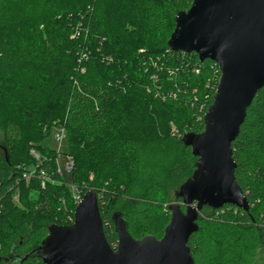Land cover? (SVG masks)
<instances>
[{
	"label": "trees",
	"instance_id": "1",
	"mask_svg": "<svg viewBox=\"0 0 264 264\" xmlns=\"http://www.w3.org/2000/svg\"><path fill=\"white\" fill-rule=\"evenodd\" d=\"M192 3L0 0V264H44L32 251L49 224L73 222L77 198L90 189L112 247L115 212L133 238H162L170 188L149 179L133 194L142 157L153 147L180 144L171 175L178 188L192 176L198 158L182 138L204 131L221 76L215 62L168 48L177 13ZM60 126L66 152L45 144ZM232 152L250 207L203 208L188 242L195 264H256L264 245V87ZM60 156L74 162L68 181L59 173Z\"/></svg>",
	"mask_w": 264,
	"mask_h": 264
},
{
	"label": "water",
	"instance_id": "2",
	"mask_svg": "<svg viewBox=\"0 0 264 264\" xmlns=\"http://www.w3.org/2000/svg\"><path fill=\"white\" fill-rule=\"evenodd\" d=\"M175 23L169 50L194 52L201 62L209 59L221 76L204 116V131L183 135L184 146L198 159L192 176L175 193L182 201L168 206L170 221L162 238H133L122 214L115 212L118 242L112 247L97 192L90 189L76 205L73 222L49 224L48 235L32 251L44 264H195L188 242L198 230L203 208L229 204L249 210L235 177L232 143L264 87V0H193L188 11L177 13Z\"/></svg>",
	"mask_w": 264,
	"mask_h": 264
},
{
	"label": "rangeland",
	"instance_id": "3",
	"mask_svg": "<svg viewBox=\"0 0 264 264\" xmlns=\"http://www.w3.org/2000/svg\"><path fill=\"white\" fill-rule=\"evenodd\" d=\"M142 51V50H141ZM59 132L58 127H53L50 131V135L46 138L45 144L49 145L51 148L66 152L68 149L67 135H65L62 142L59 144L55 135ZM4 154L3 150V135L0 128V156ZM181 156V146L180 144L170 143L164 149L159 147L151 148L145 155H143L141 160V175L139 179V185L135 186L133 189V194L139 195L141 191V185L146 183L149 179L157 181L159 183H165L170 188V199L167 204H171L175 201V193L178 191L179 180L171 175V169L179 162ZM58 164L60 170L66 176V180H69L67 175L69 172L66 171V159L61 156L58 159ZM166 204V203H165ZM128 207L135 206L134 203L126 202ZM13 264V263H6ZM256 264H264V245L258 250L256 255Z\"/></svg>",
	"mask_w": 264,
	"mask_h": 264
},
{
	"label": "built area",
	"instance_id": "4",
	"mask_svg": "<svg viewBox=\"0 0 264 264\" xmlns=\"http://www.w3.org/2000/svg\"><path fill=\"white\" fill-rule=\"evenodd\" d=\"M59 132L55 135V139L56 141L60 144L62 142V140L64 139L65 135H66V129L63 126L58 127ZM32 153L34 154V156L39 159L40 156L38 153H36L35 151H32ZM66 159V166L65 169L67 172H71L73 167H74V162L70 157L65 158ZM59 173L63 175V172L60 170L59 168ZM32 175V173L28 172L25 174V177H30ZM81 200V198H77V201L79 202ZM78 204V203H77Z\"/></svg>",
	"mask_w": 264,
	"mask_h": 264
}]
</instances>
